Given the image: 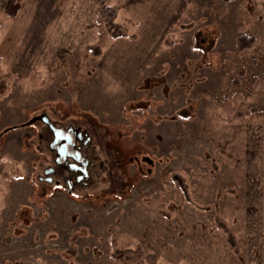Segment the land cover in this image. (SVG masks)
<instances>
[{"label":"rangeland","instance_id":"1","mask_svg":"<svg viewBox=\"0 0 264 264\" xmlns=\"http://www.w3.org/2000/svg\"><path fill=\"white\" fill-rule=\"evenodd\" d=\"M42 114L105 135L122 184L40 181ZM148 254L264 264V0H0V264Z\"/></svg>","mask_w":264,"mask_h":264},{"label":"flooded vegetation","instance_id":"2","mask_svg":"<svg viewBox=\"0 0 264 264\" xmlns=\"http://www.w3.org/2000/svg\"><path fill=\"white\" fill-rule=\"evenodd\" d=\"M38 116L47 127L38 133L39 144H45L47 150L39 163L37 178L40 181L68 194L80 192L82 196H89L88 188L96 184L99 178H104L105 172L110 184L114 181L122 184L121 179L117 178L120 177V172L113 173L111 168V165H115L120 169L119 166L124 165L121 152L108 146L106 155L100 154L103 140L106 145L109 141L105 135L99 133L97 136L98 133L92 127L81 122L73 121L64 126L54 124L45 114ZM113 157L115 158L112 160ZM137 158L138 155H135L134 159ZM142 158L150 162L147 156ZM45 189L46 186H43V190Z\"/></svg>","mask_w":264,"mask_h":264},{"label":"trees","instance_id":"3","mask_svg":"<svg viewBox=\"0 0 264 264\" xmlns=\"http://www.w3.org/2000/svg\"><path fill=\"white\" fill-rule=\"evenodd\" d=\"M254 40H255V36L253 34L241 33L236 37V46L238 49L248 48L253 45ZM226 104L232 107L231 112L234 113L235 115H243V113H241L240 111H236L234 109V103L229 102ZM125 253L128 255L129 258H133V259L141 257L144 254L139 248L128 249L125 251ZM145 258L149 263L153 264V262L156 259V254H148L145 256Z\"/></svg>","mask_w":264,"mask_h":264}]
</instances>
